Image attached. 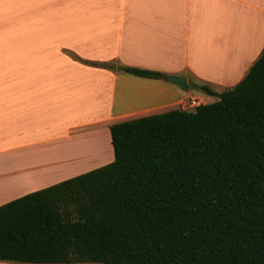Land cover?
Wrapping results in <instances>:
<instances>
[{"label":"crops","instance_id":"crops-1","mask_svg":"<svg viewBox=\"0 0 264 264\" xmlns=\"http://www.w3.org/2000/svg\"><path fill=\"white\" fill-rule=\"evenodd\" d=\"M30 1L0 29V206L111 163V125L222 93L264 48V0Z\"/></svg>","mask_w":264,"mask_h":264},{"label":"trees","instance_id":"trees-1","mask_svg":"<svg viewBox=\"0 0 264 264\" xmlns=\"http://www.w3.org/2000/svg\"><path fill=\"white\" fill-rule=\"evenodd\" d=\"M197 88L217 100L115 123L111 163L0 206V261L264 264V48Z\"/></svg>","mask_w":264,"mask_h":264},{"label":"rangeland","instance_id":"rangeland-1","mask_svg":"<svg viewBox=\"0 0 264 264\" xmlns=\"http://www.w3.org/2000/svg\"><path fill=\"white\" fill-rule=\"evenodd\" d=\"M38 3H31L30 0H0V29L4 28V19L7 21V19L10 18V15H27L25 14L29 7H31V11L38 10L39 5ZM44 7L48 6L47 4H42ZM40 5V7L42 6ZM30 15V14H28ZM197 98L200 102V104H207V101L214 102L216 99L211 96H206L205 99H201L199 97ZM178 109H182V107H178ZM193 110L192 108H189L188 111ZM93 166V165H92Z\"/></svg>","mask_w":264,"mask_h":264},{"label":"water","instance_id":"water-1","mask_svg":"<svg viewBox=\"0 0 264 264\" xmlns=\"http://www.w3.org/2000/svg\"><path fill=\"white\" fill-rule=\"evenodd\" d=\"M163 79L171 84L176 85L181 91L186 92L188 90L186 77L183 75L179 76H165Z\"/></svg>","mask_w":264,"mask_h":264},{"label":"built area","instance_id":"built-area-1","mask_svg":"<svg viewBox=\"0 0 264 264\" xmlns=\"http://www.w3.org/2000/svg\"><path fill=\"white\" fill-rule=\"evenodd\" d=\"M183 110H188L189 108L194 109L198 105H200V102L197 98H189L182 103H180Z\"/></svg>","mask_w":264,"mask_h":264},{"label":"bare ground","instance_id":"bare-ground-1","mask_svg":"<svg viewBox=\"0 0 264 264\" xmlns=\"http://www.w3.org/2000/svg\"><path fill=\"white\" fill-rule=\"evenodd\" d=\"M92 145V144H91ZM84 146V145H83ZM86 146V145H85Z\"/></svg>","mask_w":264,"mask_h":264}]
</instances>
